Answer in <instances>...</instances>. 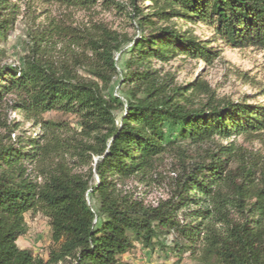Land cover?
<instances>
[{"label": "trees", "instance_id": "16d2710c", "mask_svg": "<svg viewBox=\"0 0 264 264\" xmlns=\"http://www.w3.org/2000/svg\"><path fill=\"white\" fill-rule=\"evenodd\" d=\"M56 1L115 7L139 34L98 22L71 30L73 50L55 56L37 31L19 66L3 63L0 46V264H132L137 245L201 264H264V153L237 140L264 133V105L196 102L194 82L179 85L154 64L213 62L212 41L189 24L207 25L229 48L264 51V0ZM18 9L0 0V42ZM117 77L123 97L108 93ZM10 112L37 135H17ZM168 159L170 177L157 170ZM130 180L168 191L150 203ZM29 213L48 219L44 255L18 245Z\"/></svg>", "mask_w": 264, "mask_h": 264}, {"label": "rangeland", "instance_id": "374dc122", "mask_svg": "<svg viewBox=\"0 0 264 264\" xmlns=\"http://www.w3.org/2000/svg\"><path fill=\"white\" fill-rule=\"evenodd\" d=\"M127 4L129 0H118ZM19 7L15 24L10 27L8 37L0 42L5 49L3 58L4 64L19 66L23 63L28 54L29 43L34 34L43 33V37L49 38L48 47L55 56L65 55L71 49L69 34L71 30L78 28H92L95 23L102 22L110 28L134 38L139 34L131 20L117 8L106 9L104 5H98L90 9H83L76 6H67L56 0H12ZM149 3H140L145 8ZM124 14V13H123ZM192 32L201 40H211V46L217 51V56L212 63H205L200 59L179 56L167 63L154 62L155 66L162 68V72L174 76L179 85H186L194 82V87L189 91L190 96L199 100L207 101L213 98L214 101L245 102L250 104L264 105V51L254 48L233 49L225 46L216 38L211 28L204 24L187 25ZM76 48V45L73 46ZM127 48V47H126ZM73 50V49H71ZM75 51V49H74ZM127 58L125 52L117 53V65L122 68L123 61ZM81 74L86 73L81 70ZM108 93L117 96H125L122 86L117 77L108 89ZM48 119H58L61 116L56 113L44 115ZM9 121H17L20 129L16 134L23 131L25 136L35 137L38 128L34 127L30 120H27L19 112H10ZM77 127L73 117H66ZM5 131L0 128V138ZM12 138H15L12 136ZM239 143L253 147L264 153V133L253 140H244L239 137ZM171 159L165 161L157 170L166 177L171 176ZM126 188L135 190L140 196H144L150 203H156L164 198L167 187L159 183L140 184L130 180ZM93 207L96 205L92 203ZM27 233L18 240L21 248H30L38 255H44L49 244L48 219L42 214H27ZM169 237L164 243L167 244ZM126 259L132 264H201L188 254L181 257L171 255L166 257L160 250L150 252L141 245L126 255Z\"/></svg>", "mask_w": 264, "mask_h": 264}]
</instances>
